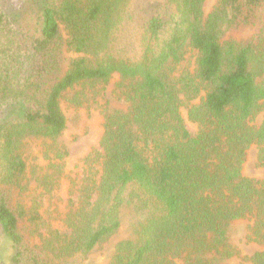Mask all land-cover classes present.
Masks as SVG:
<instances>
[{
	"label": "trees",
	"instance_id": "trees-1",
	"mask_svg": "<svg viewBox=\"0 0 264 264\" xmlns=\"http://www.w3.org/2000/svg\"><path fill=\"white\" fill-rule=\"evenodd\" d=\"M11 2L0 0V264H88L126 218L132 234L109 264H264L237 243L254 218L249 238L264 246V182L244 175L254 145L264 168V0H216L207 14L206 0H32L27 18ZM189 48L196 69L177 75ZM114 74L129 108L104 116L96 198L69 232L38 233L39 212L16 200L23 142L58 138L65 93Z\"/></svg>",
	"mask_w": 264,
	"mask_h": 264
},
{
	"label": "rangeland",
	"instance_id": "rangeland-1",
	"mask_svg": "<svg viewBox=\"0 0 264 264\" xmlns=\"http://www.w3.org/2000/svg\"><path fill=\"white\" fill-rule=\"evenodd\" d=\"M22 13L23 18L31 16L32 0H8ZM164 0H141L143 6L159 5ZM216 0H206L204 12L207 14ZM255 28H241L233 32L239 40L249 39ZM185 60L178 66L176 73L196 69L197 53L187 49ZM126 88L119 74H114L108 84H79L67 91L62 99V109L68 119L67 129L56 139L29 138L23 142V156L27 170L17 189V202L29 211L37 210L42 218L38 233L49 235L51 230L69 232L68 219L86 200L93 202L96 187L102 177L103 150L100 141L103 135V119L114 110L127 111L129 103L125 99ZM187 117V108L182 109ZM263 114L254 122L259 126ZM260 147L254 145L248 151L244 175L264 182V168L258 163ZM122 229L106 242L99 244L85 262L88 264H109L116 245L131 236L129 219L126 218ZM255 219H246L240 226L241 255L252 256L263 251L264 246L252 241L255 238L253 227ZM0 238V253L9 249ZM236 264H248L243 259Z\"/></svg>",
	"mask_w": 264,
	"mask_h": 264
}]
</instances>
